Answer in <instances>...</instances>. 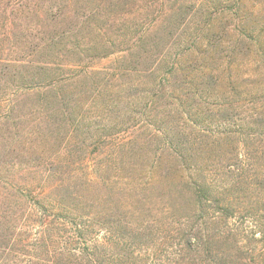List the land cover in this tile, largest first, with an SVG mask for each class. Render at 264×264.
<instances>
[{"label": "trees", "instance_id": "16d2710c", "mask_svg": "<svg viewBox=\"0 0 264 264\" xmlns=\"http://www.w3.org/2000/svg\"><path fill=\"white\" fill-rule=\"evenodd\" d=\"M229 1L230 9L217 7L189 37L185 33L192 13L202 9L201 0H135L136 13L155 12L157 17L119 49L117 71L108 72L132 79L127 85L136 92L120 98H128L131 119L144 126L137 116H147L148 109L144 120L154 127L145 128L146 138L105 136L103 144L117 146L120 161L137 140L157 145L193 201L189 215L166 226L123 222L102 211L78 212L82 207L73 202L80 204L83 194L71 180L49 182L52 171L37 181L14 178L13 184H0V264H264V151L259 148H264V0ZM69 29L55 26L49 40L35 47L37 53L51 52L56 61L31 63L39 81L13 85L11 97L34 93L40 101L62 103L70 96L69 85H85L93 78L89 72L101 73L64 63L65 52L93 48L85 40L67 42L64 33H74ZM106 40L99 47L111 46ZM8 61L0 58L2 75L18 60ZM150 83L165 109L136 104L144 93L137 88ZM174 115L181 121L178 127H155ZM65 120L69 133L82 123L78 116ZM150 172L154 179L156 167ZM1 178H13L10 169L0 166ZM147 231L166 232L162 245L140 243L137 236Z\"/></svg>", "mask_w": 264, "mask_h": 264}, {"label": "rangeland", "instance_id": "374dc122", "mask_svg": "<svg viewBox=\"0 0 264 264\" xmlns=\"http://www.w3.org/2000/svg\"><path fill=\"white\" fill-rule=\"evenodd\" d=\"M115 1L0 0V58L10 60L4 63L18 60L3 75L0 71V166L10 169L13 175V178H1L0 184H13L14 178L21 180L26 176L37 181L38 178L47 177L52 171L49 182L71 180V186H76L81 191L80 194H83L84 200L80 204L76 200L73 202L74 207L76 204L78 208L81 205L78 212L97 210L113 219L120 218L123 222L135 220L137 224L144 222L146 225L154 221L157 225L162 223V226H166L173 219L187 217L193 208V201L183 185L177 182L176 172L170 170L169 162L164 159L165 153H161L159 148L156 151L157 145H149L144 140L138 143L137 140L128 146V151L120 161L118 147L103 144L105 136L122 139L138 138V134L144 138L149 135V131L145 129L148 126L145 121L148 109L147 116H137L142 118L144 126L140 120L134 122L131 119L128 98H120V94L136 92L133 85H127L132 79L128 76L119 77V74L111 76L108 72L117 71L120 64L119 49L126 48L133 36L147 27L158 13L138 14L135 0ZM187 1L194 4V0ZM200 3L202 9L192 13L190 28L185 36H194V27L207 22L209 13L217 7L231 8L229 0H201ZM109 18L114 19V23ZM55 26L62 30H67L68 27L72 29V36L64 33L67 42L85 40L88 41L87 45L93 47L86 52H65L67 60L64 63L101 69V73L89 72L93 78L85 85H69V94L66 93V96H70L62 103L55 104L48 99V103L40 101L34 93L24 95L25 93L20 92L19 96L11 97V92L15 89L13 85H30L33 81H39L36 75L33 76L34 70L28 67L31 63L56 61L51 52L42 54L34 50L49 40ZM102 39H107V45H111L107 46L108 49L114 51L104 57L101 55L109 50L107 47H99ZM118 44L121 45L119 48L116 47ZM29 61L30 64L27 63ZM14 72H18V75H13ZM239 73L244 75V69H240ZM113 86L116 88L112 89ZM122 88L124 89L120 92ZM137 91L144 93L136 104H149V108L165 109L161 106L163 98L156 97L157 90L151 83L140 85ZM4 98L7 100L3 101ZM219 115L216 116L218 121ZM76 116L82 119V123L69 133L64 127L65 119L73 121ZM176 117L178 116H164L155 123V127H178L181 121ZM58 124L63 127L58 128ZM152 127L154 126L149 125L148 129ZM224 147L222 148H227ZM259 148L264 151V148ZM58 153L65 155L58 156ZM160 157L161 161H158ZM222 161L226 162L223 158ZM261 163L264 164V160ZM154 166L156 172L153 179L150 169ZM22 169L31 174H24ZM55 195L57 196L56 193ZM65 202L70 203V200L66 197ZM172 207L176 209L172 210ZM135 210L133 218L131 214ZM156 233L158 235L147 231L137 237L142 244L161 246V235L166 232ZM128 234L131 235V232Z\"/></svg>", "mask_w": 264, "mask_h": 264}]
</instances>
